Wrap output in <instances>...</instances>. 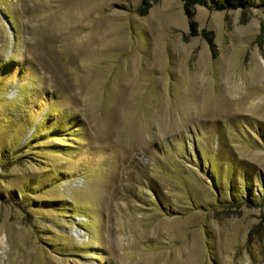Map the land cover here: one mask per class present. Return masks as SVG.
<instances>
[{"label":"rangeland","instance_id":"rangeland-1","mask_svg":"<svg viewBox=\"0 0 264 264\" xmlns=\"http://www.w3.org/2000/svg\"><path fill=\"white\" fill-rule=\"evenodd\" d=\"M256 2L0 0V264H264Z\"/></svg>","mask_w":264,"mask_h":264},{"label":"trees","instance_id":"trees-1","mask_svg":"<svg viewBox=\"0 0 264 264\" xmlns=\"http://www.w3.org/2000/svg\"><path fill=\"white\" fill-rule=\"evenodd\" d=\"M156 0H139L137 5V13L143 15L147 12L152 2ZM181 9L187 20V33L189 35H200L212 49L213 53V42L212 34L209 29L204 27H197V22L192 18L194 13V6L196 4L206 6L209 9L222 10V9H234L239 8L244 10L252 6L253 0H180ZM257 5H263L264 0H257ZM244 178V177H243Z\"/></svg>","mask_w":264,"mask_h":264}]
</instances>
